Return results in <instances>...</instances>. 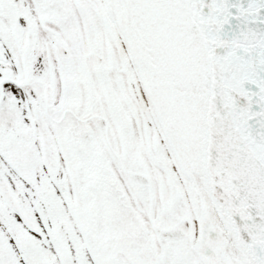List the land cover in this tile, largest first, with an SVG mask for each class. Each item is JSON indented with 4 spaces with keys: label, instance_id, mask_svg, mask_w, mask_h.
Segmentation results:
<instances>
[{
    "label": "snow or ice",
    "instance_id": "obj_1",
    "mask_svg": "<svg viewBox=\"0 0 264 264\" xmlns=\"http://www.w3.org/2000/svg\"><path fill=\"white\" fill-rule=\"evenodd\" d=\"M0 264H264V0H0Z\"/></svg>",
    "mask_w": 264,
    "mask_h": 264
}]
</instances>
